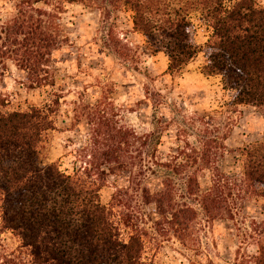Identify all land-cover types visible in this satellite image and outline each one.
Segmentation results:
<instances>
[{"label": "trees", "instance_id": "trees-1", "mask_svg": "<svg viewBox=\"0 0 264 264\" xmlns=\"http://www.w3.org/2000/svg\"><path fill=\"white\" fill-rule=\"evenodd\" d=\"M6 1L12 9L0 14V73L13 64L24 72L29 88L56 85L53 55L71 42L63 19L66 4L96 6L106 15L109 6L122 4L131 12L133 31L167 56V74L179 76L203 52L204 74L221 76L224 88L234 92L233 106L248 104L264 112V5L257 0ZM193 11L211 29L202 47L196 41ZM107 36L114 39L110 30ZM61 97L9 109V99L0 92V235L10 231L27 253L26 259L13 251L0 264H152L146 257L148 230L137 210L122 199L130 191L154 208L158 233L169 232L184 243L199 208L212 220L235 219L238 201L247 194L264 199V137L239 148V178L222 170L220 163L236 116L224 124V132L221 124L209 126L212 116L194 111L189 117L192 129L202 133L193 145L181 138V131L187 132L177 120L185 118L182 109L177 107L167 122L158 114L163 99L154 104L155 128L144 136L117 126L102 106H90L82 159L71 170L58 160H45L42 148L47 133L57 127ZM171 125L179 142L163 153V134ZM123 173L131 184L118 188L105 203L101 190L106 179ZM257 223L254 264H264V218Z\"/></svg>", "mask_w": 264, "mask_h": 264}, {"label": "rangeland", "instance_id": "rangeland-1", "mask_svg": "<svg viewBox=\"0 0 264 264\" xmlns=\"http://www.w3.org/2000/svg\"><path fill=\"white\" fill-rule=\"evenodd\" d=\"M257 2L264 5V0ZM66 8L63 19L71 42L53 55L54 88H29L24 72L11 63L7 73H0V92L9 99V109H26L30 104L38 105L56 95L63 96L56 116L57 127L47 133L42 148L45 160H58L63 168L71 170L73 162L82 159L79 155L84 152L82 148L87 144L89 133L85 114L91 111L90 106H102L117 126L144 136L155 128L158 117L154 115V104L163 99L158 114L167 122L177 107L182 109L186 119L180 116L177 120L187 132L181 131V138L193 145L198 143L202 133L192 129L189 117L194 111L212 116L209 126L221 124L224 132L227 130L224 124L234 122L236 116L237 121L225 140L228 149L220 163L225 172L242 177L239 148L264 137V112L248 104L233 106L234 92L224 88L221 76L204 74L203 52L198 53L184 72L174 78L166 73L167 56L161 51L155 52L142 35L133 31L127 6H109V15L96 6L66 4ZM11 9L12 4L0 0V14ZM191 18L196 28V41L202 47L211 29L200 12L193 11ZM108 30L114 39L108 38ZM158 91L163 96H158ZM235 108L237 112L233 113ZM99 110L98 114H102ZM198 126L206 128L205 124ZM176 131L173 125L164 131L163 153L179 142ZM134 150L135 147H131L130 154ZM100 155L97 147V161L102 160ZM130 184L126 173L108 176L101 190L103 201L109 203L118 188ZM208 185L209 181L205 179L204 186ZM122 199L137 210L140 224L148 230L146 257L152 264H207L209 260L214 264H254L258 252V236L254 228L264 218V199L261 197L247 194L240 199L235 219L212 220L199 208L197 219L187 230V235L192 233L185 243L169 232L160 234L155 230L154 208L143 205L137 193L130 191ZM183 199L178 196V200ZM124 237H128L127 231H124ZM19 245V239L13 233H2L0 263L13 251L17 256L18 251L22 252V258L27 259L26 250L20 249Z\"/></svg>", "mask_w": 264, "mask_h": 264}]
</instances>
